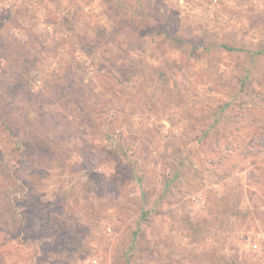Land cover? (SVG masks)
Segmentation results:
<instances>
[{"label":"rangeland","instance_id":"obj_1","mask_svg":"<svg viewBox=\"0 0 264 264\" xmlns=\"http://www.w3.org/2000/svg\"><path fill=\"white\" fill-rule=\"evenodd\" d=\"M0 264H264V0H0Z\"/></svg>","mask_w":264,"mask_h":264},{"label":"built area","instance_id":"obj_2","mask_svg":"<svg viewBox=\"0 0 264 264\" xmlns=\"http://www.w3.org/2000/svg\"><path fill=\"white\" fill-rule=\"evenodd\" d=\"M191 201H193L196 204H203L204 198H202V193L198 192L190 197Z\"/></svg>","mask_w":264,"mask_h":264}]
</instances>
